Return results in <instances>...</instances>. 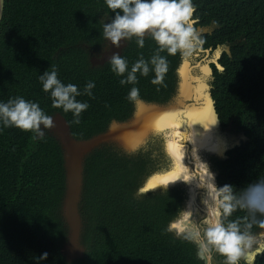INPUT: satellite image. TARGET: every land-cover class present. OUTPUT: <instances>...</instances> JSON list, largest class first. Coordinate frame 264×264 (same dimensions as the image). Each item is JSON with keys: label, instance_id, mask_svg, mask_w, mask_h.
<instances>
[{"label": "trees", "instance_id": "trees-1", "mask_svg": "<svg viewBox=\"0 0 264 264\" xmlns=\"http://www.w3.org/2000/svg\"><path fill=\"white\" fill-rule=\"evenodd\" d=\"M195 6L198 13L206 15L215 10L216 24L221 26L216 33L219 43L242 38L232 48L233 59L228 61L225 72H215L213 90L222 128L232 122L247 137L240 147L227 153L228 160L214 159L221 186L233 185L239 195L249 184L264 180V165H253L259 158L254 155L264 154V0H195ZM104 11L110 13L104 0H6L0 26V100L22 96L41 102L39 105L47 114L59 112L67 120L76 139L103 132L109 119L116 115L107 108L111 105L106 106L103 101L100 74L88 68L80 47L98 45L99 17ZM35 13L41 16L34 17ZM68 47L77 52L68 51ZM126 52L123 56L128 62L137 59ZM52 66L63 83L65 78L80 91L87 81H95L93 95L82 100L89 107L82 112L79 124L72 123L70 112L52 107L48 93L44 92V100L41 97L37 87L41 84L39 75L51 71ZM70 67L77 73L71 72ZM105 67L109 69L110 65ZM108 74L112 79L111 73ZM120 79L117 76L115 81ZM138 82L145 83L142 79ZM137 88L143 90L142 86ZM113 97L122 100L128 98V93L119 87ZM128 117L117 118L124 121ZM99 152L88 158L85 173L84 197L89 196V200L85 202L83 197L82 212L92 210L98 220V224L86 223L85 228L94 230L87 264H203L196 257L195 245L176 238L174 233H166L162 240L147 234L159 229V218L153 208L162 209L165 217L173 219L183 206L175 200L172 204L165 203L173 193L184 189L175 187L139 196L136 190L140 186V173L130 168L131 159L124 155L126 165L110 170L103 160L93 159ZM63 177L61 153L50 137L34 141L30 132L17 128L0 131V264H67L60 252L65 231L58 213ZM104 193L116 202L99 204ZM246 215L245 210L238 208L229 219ZM142 216H150V223L142 222L140 226L130 223ZM262 218L257 214V219ZM138 227L150 228L141 232L132 230ZM259 229L254 225L252 231ZM97 230L109 234L103 243ZM130 230V247L126 248L127 242L121 237L113 251L111 235L119 237ZM43 252L48 257L39 261ZM256 259L254 264H264V255Z\"/></svg>", "mask_w": 264, "mask_h": 264}, {"label": "clouds", "instance_id": "clouds-1", "mask_svg": "<svg viewBox=\"0 0 264 264\" xmlns=\"http://www.w3.org/2000/svg\"><path fill=\"white\" fill-rule=\"evenodd\" d=\"M5 2L6 0H4L2 19ZM104 4L110 10V13L113 14L108 22H105L104 19L101 20L105 44L110 42L112 46L118 48L121 41L127 42L135 38L137 46L142 48L145 43L144 37L147 34L157 46L154 53L150 54L147 60L143 56H139L130 63L123 56V52H120V54L113 53L105 65H110L111 71L121 77L119 83L122 86L127 85L131 87L140 79L145 82L146 86L151 87L152 85H156L152 90V94L151 92L148 93L152 104L159 102L155 107H174L175 89L180 84H177L176 80L172 79L169 75H165L168 71V65L179 63L178 71H180L185 61H189L190 66L194 62L204 64L205 61L199 60L193 52L201 43L200 36L211 35L202 29L198 23L193 21V14L197 10L195 0H104ZM40 7L43 10L42 6L38 8ZM37 16L41 15L35 13L34 17ZM232 41L235 46H238L242 42V38L237 37L232 39ZM207 48L205 47L204 49ZM69 50L77 52L72 47H68ZM216 50L217 47H214L207 52L215 56V54L220 53V51L215 53ZM224 54L226 52L221 51L219 56L221 57ZM191 55L192 57L189 58ZM97 59H102V56H98ZM217 64L222 66L218 62ZM129 66H131L130 69ZM209 66L213 71V75H215V72L223 73L218 72L216 67L211 63H209ZM150 72L154 73L153 78L149 76ZM192 72L194 74V72L198 73L199 71L196 69ZM137 73L142 78H138ZM39 81L42 85V89L39 88L41 97L44 96V92L48 93L51 97L52 107L62 109L65 113L70 112L73 116L72 123L79 124L82 112L89 107V104L82 100L86 96L91 97L93 95L92 89L95 87V81H87L83 87V91H80L76 84L68 80L64 79L63 83L58 78L55 66H52L51 71L45 70L40 74ZM162 92L165 93L163 96L158 97L156 95ZM82 95L85 96L80 100L77 99V97ZM139 97V89L135 86L131 87L128 92V99L135 102ZM42 99L44 100L45 97H42ZM39 104L41 102L26 100L22 96L11 97L7 101L0 100V131L13 127L30 132L34 141L45 139L46 130L54 127L53 117L47 114ZM106 106H110L107 108H110L111 112L116 115L111 117L109 121L113 120L116 124L118 123V116H123L124 118L133 112L140 111L133 109L131 105L124 104L119 98H113L112 103ZM119 107H123L124 110H119ZM157 132H159V129H157ZM138 139L139 137L137 136L130 143L132 144ZM118 146L116 142H105L100 147V152L93 156V159L103 160L105 166L110 170L116 166L124 167L126 160L124 159L122 150H119ZM185 155L186 153H184V159ZM197 160L202 170L203 183H201L200 177L190 175ZM192 164L193 167L191 168L185 166V172L171 183L181 181L184 184L191 185L195 182V187L203 190V199L201 197L193 199L188 193V198L186 199H188L187 204L189 205L178 209L171 220L165 217L162 209L158 207L153 208L154 214L159 218L157 222L159 229L155 226L158 230H149L147 234L153 238L162 240L166 233H174L176 237L195 245L196 255L203 264H213V254H218L224 258V260H220L222 264H245L241 257L254 244H256L254 249L264 246V240L258 239L257 235L252 231L254 225L264 229V218L257 219V214L264 217V180L249 184L237 195L233 185L224 184L217 186L215 174L210 170L208 164L200 160L197 155L196 159H192ZM101 197L102 200L99 204L111 205L116 202L108 193H104ZM85 198H89V196H85L84 201ZM174 200L181 202L176 192L172 194V198H169L165 204H172ZM199 200L202 203L204 214L202 216L199 215L201 218L197 220L194 218L193 212L199 210L201 206ZM90 203H93V199ZM238 208L245 210L247 215L242 218L229 219ZM89 211L90 217L88 222L98 224V220L94 219L96 218L95 214L92 210ZM149 218L150 216L138 217L130 223L139 226L142 222L149 224ZM80 219L86 223L83 212L80 214ZM149 228L141 229V227H138L132 230L141 232ZM163 228L165 230L161 231ZM132 230L124 232L119 237L111 235L113 251H115L121 237L127 242L126 248L130 247L129 235L132 234ZM97 235L102 242L109 234H104L101 230H97ZM260 235L264 237V233ZM93 238L94 230L80 227L79 245L82 248V253L81 256L71 259L63 255L64 244H62L60 252L67 264H73L76 261H85V264H87L86 261ZM263 255L264 250L257 256L258 260ZM47 257L48 253L43 252L40 254L38 260L45 261Z\"/></svg>", "mask_w": 264, "mask_h": 264}, {"label": "bare ground", "instance_id": "bare-ground-1", "mask_svg": "<svg viewBox=\"0 0 264 264\" xmlns=\"http://www.w3.org/2000/svg\"><path fill=\"white\" fill-rule=\"evenodd\" d=\"M83 45L85 44H81L80 47L82 50H84L82 48ZM225 49L228 52L227 54L230 55L228 46H226ZM218 58H219V53L216 54L215 61L218 62ZM98 63H102L100 62V59H96V58L90 59L91 66L98 65ZM203 70L207 74L208 70L204 68ZM183 73L186 74V71L184 69H183ZM178 75L179 77L181 76L179 71H178ZM189 79L191 80L190 83H192L190 85L191 87H185L184 85H179L178 87V95L175 99V102L178 104V106L174 105V107H171L169 111L160 110L156 107H145L149 111H146L145 113H140V111H136L132 115L131 119H127L126 121H118V123L124 125L126 130V132L122 134L123 139H121L120 136L122 132L118 129V126L115 125V129L117 131L116 136L119 137L120 140L114 137V141L119 145L118 149L122 150V152L127 155L135 154L141 149H143L145 145L148 143L149 137L151 136L160 134L164 139L163 148L166 159L168 161L167 169L162 171L161 173H153L150 177H148L145 183L143 184V186L142 187L139 186L140 187L138 191L139 195L155 193L167 188L171 189L175 187L185 186L186 192L189 193L191 197H193V199L195 197H201L203 199V195H204L203 190L197 189L195 187V182H193V184L191 185L184 184L181 181H176L175 183H171L174 180H176L178 177H180L182 173L185 172L186 170L185 166H188L189 168L193 167L192 160L188 158V154H190L191 159H196V155H197L200 160L206 162L207 164H208L207 159L209 158H213V161L214 159H216L223 162L229 159V157L227 156V153L229 151H232L240 147L243 142L247 141V137L245 136L244 132L242 130H239L235 125L232 124V122H230L225 129L222 128L221 121L219 119V114L216 111L215 100L212 97V93H211L212 87L211 85H209V81L213 80V76L211 80H208L209 75H204V77L200 79V87L203 92H201L197 87V85L193 83L195 81L194 77H189ZM207 80H208L209 90L206 86ZM184 81H186V78H184ZM180 86H182L183 88H180ZM37 87L42 89L41 84H38ZM194 98L198 99V102H195ZM203 98H208L211 107H207L203 103H201V100ZM140 109L141 107H136V110H140ZM178 109H190V110L180 112V114L170 117L173 113L178 112ZM56 113L60 115V118H64L59 112H55L51 116L55 115ZM214 114L217 115L220 126H218L216 122L212 120V118L214 119L213 116ZM193 119L195 120V123L193 122ZM113 123L114 121L111 120L107 129H109L113 125ZM177 127L186 133L187 136L184 139L181 136H177L178 134ZM231 128L235 129L237 132L230 133L229 130H231ZM107 129L104 132L95 134L90 138H85V139H76L75 137H73L70 125L67 131L70 130V134L72 135V136L68 135L69 139L82 141L80 144L82 146L85 145L86 147L90 139L99 135L106 134L108 131ZM157 129H159V132H157ZM193 133H194V137H193ZM137 136L139 137V139L131 144L130 141H134ZM243 136L245 137V140H243ZM48 137H50L55 142L61 153V149H63V145L61 144L60 138L58 136H55L54 138H52L51 136ZM104 144L105 142H102L98 145H94L90 147L91 152L87 153L84 159L80 162H77L75 157L66 158V160L63 161V173H64L63 193L65 192L66 183L75 181L76 186L73 183H71V186L74 187L76 191L78 189L77 192H79L80 194V200H71L70 198L67 197L65 203L63 204H68V206L64 207L65 209L63 215H60L59 213L61 204L59 205L58 213L62 222L66 221V219L69 217L70 221L67 222L71 226L79 225L80 227H84V228L86 227L87 222L86 223L75 222L72 219V216L76 212H79V215L82 213L87 160L89 157H91V155L95 151L99 150L100 147L103 146ZM184 153H186L185 159H184ZM255 156H259V158L255 162H253L252 160L253 165L254 166L264 165V154H255L254 157ZM61 157H62V153H61ZM197 161L190 175L193 177H200L201 183H203L202 170ZM69 167H71L72 170L70 172H67L66 169H68ZM213 169L210 168V170L215 174V183L217 185L216 180H219L220 172L215 166V164ZM63 193H62V198H63ZM71 201L74 203L76 208L69 207V203ZM188 205L189 204H185V207H187ZM193 214H194V218L198 220L199 215L204 214L203 206L201 205L199 207V210L197 212H193ZM64 231H65V238L62 244L68 241V234L65 226H64ZM253 232L257 235L258 239L264 240V237L262 239V236L260 235L261 233H264V229L260 228L259 230ZM255 245L256 244H254L253 247L241 257L242 261L245 264H250L255 254L257 258L258 253L254 252ZM256 258H255V262L257 260ZM197 259L200 260L198 257ZM213 264H220V259L215 261L213 257Z\"/></svg>", "mask_w": 264, "mask_h": 264}, {"label": "flooded vegetation", "instance_id": "flooded-vegetation-1", "mask_svg": "<svg viewBox=\"0 0 264 264\" xmlns=\"http://www.w3.org/2000/svg\"><path fill=\"white\" fill-rule=\"evenodd\" d=\"M206 1L211 2L213 0H206ZM210 12H211L210 15H206L203 13H198V11L196 10L193 14V21L198 23V25L202 29H204L206 32L211 34V35H203V36L199 37L201 40V43L199 44V46L195 49V51L193 53L201 61H205V62H208L211 60L215 61L216 60V54H215V56H212L207 51L209 49L217 47L221 51L226 52L225 47L228 46L230 55H228L226 53V54L222 55L221 57L219 56V58H218V63H220L223 66V68H224L223 73H224L225 67L228 64V61L233 59L232 48L235 46V44H234V42H229V41H225L224 43H219L220 39L217 38L216 33L219 31V28L221 29V26L216 24V21L214 18V15L216 13L215 10H212ZM106 14H109V13L104 11V13L101 15V17H99L100 18L99 19L100 31L98 32V45L95 47H92V46H88L85 44L82 47L84 49V53H85L86 58H87V62L89 65L88 68L91 70L95 69L98 71V74H100L98 76L100 84H101L100 85V91H101V95L103 97V101H105L106 105L112 103L113 98H114L113 95L115 92H118L119 87L128 93L131 87L142 86L143 90H139V96H140L139 99H137L135 102H132L128 98H123L122 101L126 105L133 106V109H135V110H136V107H141L140 113H145L146 111H149L145 107H155V105L159 103V102H157L156 104H152L150 97L148 95V93H150V92L152 94V90L156 87V85H152L151 87H149V86H146L145 83L137 82L135 85H132L131 87H129L127 85L122 86V85H120L119 82L115 81L117 78V75H115L111 71V68H109V69L106 68L105 63H103V64L98 63V65L91 66L90 59L91 58L97 59L98 56L104 57V55H106V56L110 55V53L107 50L110 48L109 50H112V51H118V49L121 52L127 51L126 53L131 54L135 58H137L139 56H143V58H145L147 60L149 55L154 53L157 46H156L155 42L152 40V38L150 36H148L147 34L144 37L145 43H144V46L142 48L137 46L135 38H132L131 40H129L127 42L121 41L120 46L118 48L115 46H112L110 44V42L105 44V41L103 38V26H102L101 20L104 19L105 22H108L112 16L111 13L109 15H106ZM205 47H208V48L204 49ZM143 49L147 50L148 52L146 53V51H143ZM219 54H221V52ZM177 55H179V54H177ZM191 57H192V55L189 58H191ZM188 65H189V63L185 62V65L183 68L187 72H188V70H191L189 68L187 70ZM192 65H195V62L192 63ZM179 66H180L179 63H175L173 65H168V72L165 75H169L174 80L180 79V77L178 75V67ZM130 67L131 66H129V69H130ZM204 69H207V68L204 67ZM69 70H71V72H73V73H77L75 70L71 69V67L69 68ZM109 72L112 75V79L109 77V74H108ZM153 76H154V73H152V75H150L151 78H153ZM137 77L142 78V76L139 73H137ZM190 77H192V76H190ZM164 78H166V77H164ZM65 80H67V79H65ZM214 82H215V75H213V80L209 81V85H211V87H212V90H211L212 97L215 100L214 93H213ZM178 87L179 86H177L175 89V99L178 95ZM164 94L165 93L162 92V93L156 94V95L158 97H161ZM175 99H174V105L178 106V104L175 102ZM109 100L111 101V103L109 102ZM215 107H216V100H215ZM133 114H134V112L131 113L127 119H131ZM126 120H124V121H126ZM107 127H106V129H107ZM229 132L232 133V132H237V131L235 129L231 128V130H229ZM163 142H164V139L160 134L154 135V136L149 137L148 143L145 145V147L143 149H141L137 153L132 154V155H127L124 153V155L128 156L131 159V161L129 162L130 168L135 169L138 173H140V186L141 187L143 186V184L145 183L147 178L150 177L153 173H161L162 171L167 169L168 161H167L165 153H164ZM138 160L142 161V164L137 165L136 162ZM207 161H208L209 167L213 169L214 168L213 158H209V159H207ZM142 167H143V170H141ZM219 181L220 180H216L217 186H221ZM181 188L184 189L185 192L184 191H176V193L181 199V204L183 206L182 208H185V204H187V200H188V199H186V198H188V193L186 192L185 186H183ZM139 189H140V187L136 190L137 194H138ZM171 189H173V188H171ZM155 193H157V192H155ZM155 193H152V194H155ZM139 196H143V195H139ZM88 199L89 198H85V202H88ZM199 204L202 205L200 200H199ZM83 215H84L85 221L88 222L89 217H90V211L84 210ZM201 216L198 217V220L201 218ZM262 239H263V237H262ZM213 257H214L215 261H217L218 259L224 260V258L218 254H213ZM255 258H256V254L254 255V258L250 264L255 263Z\"/></svg>", "mask_w": 264, "mask_h": 264}, {"label": "water", "instance_id": "water-1", "mask_svg": "<svg viewBox=\"0 0 264 264\" xmlns=\"http://www.w3.org/2000/svg\"><path fill=\"white\" fill-rule=\"evenodd\" d=\"M3 7H4V0H0V22L2 19ZM109 49H107V50L110 53V55H108V56L104 55V57L102 56V59H100V62H102V64L106 63L109 60L108 58H110L113 53H119L120 54V52H121L119 49H118V51H112ZM219 51L221 52V50L219 48H217L215 53H217ZM226 53H228V52L226 51ZM185 62L189 63V61H185ZM185 62L182 64L180 71H179V73L181 75L180 76L181 77L180 85H184L185 87H191L190 85L192 83H190L191 80L189 79V77L192 76L195 78V81L193 83H195V85H197V87L199 88V90L201 92H203V91L201 90V87H200V79H202L204 77V75H209L208 80H211L212 76H213V71L210 68L209 63L214 65L218 72L224 71V68L222 66L218 65L216 61L211 60L210 62H204V64H201V62H196L195 65H192V66H190V63H189L187 70H188V68L191 70H188V72L186 71V74H184L183 68H184ZM204 67H206L208 70L207 74L203 70ZM196 69H198L199 72L198 73L194 72V74H193L192 71L196 70ZM184 78H186V81H184ZM208 80L206 82V86L209 90ZM180 88H183V87L180 86ZM194 101L198 102V99L194 98ZM201 103H203L207 107H211L210 102L208 101V98H203L201 100ZM156 108H158L160 110H166V111H169L171 109V107H156ZM187 110H190V109H178V112L173 113L170 117L176 116V115L180 114V112H184ZM192 111H194V110H192ZM195 112H198V111H195ZM213 116H214V119L212 118V120L215 121L218 126H220L217 115L214 114ZM52 117H53L54 127L46 130V135L51 136L52 138H54L55 136H58L60 138L61 144L63 145V149H61L63 161H65L66 158L75 157L77 162H80L84 159V157L87 153L91 152L90 147H92L94 145H98L102 142H115L114 137L116 139L120 140L119 137L116 136L117 131L115 129V125H117L118 129L122 132L120 135L121 139H123L122 134L124 132H126L124 125H122L120 123H117V124L113 123V125L108 129L106 134L99 135V136H96V137L90 139L88 141V144L85 147V145L82 146L80 144L82 141H76L75 139H69L68 138V135H70V136H72V135L70 134V130L67 131V129L69 128V125H68V122L65 120V118H60V115H58L57 113L55 115H53ZM196 120H198V119H196ZM193 122L195 123L194 119H193ZM177 131H178L177 136H181V137H183V139L187 136L186 133L184 131H182L180 128H178ZM243 140H245L244 136H243ZM71 170H72L71 167L66 169L67 172H70ZM71 183H73L76 186L75 181L66 183L65 192L63 193V198L61 201V206H60V211H59L60 215L64 214V209H65L64 207L68 206V204H63V203H65L67 197L70 198L71 200H80V194H79V192H77L78 189L76 191L75 188L71 186ZM69 207L70 208H76L72 201L69 203ZM72 219L75 222H82L80 219L79 212H76L72 216ZM67 221L68 222L70 221L69 217L66 219V221L62 222L64 224V226L66 227L67 234H68V241L64 243L62 253L66 258L68 257L69 259H71V258L81 256V253H82V248L79 245L80 226L79 225L78 226H71ZM263 250H264V246H259L258 248L254 249V252H256V253H258V255H260Z\"/></svg>", "mask_w": 264, "mask_h": 264}, {"label": "rangeland", "instance_id": "rangeland-1", "mask_svg": "<svg viewBox=\"0 0 264 264\" xmlns=\"http://www.w3.org/2000/svg\"><path fill=\"white\" fill-rule=\"evenodd\" d=\"M176 83H177V84H180V83H181V79L176 80ZM188 158H189L190 160H192L191 157H190V154H188ZM214 164H215V163H214ZM220 264H222V263L220 262Z\"/></svg>", "mask_w": 264, "mask_h": 264}]
</instances>
